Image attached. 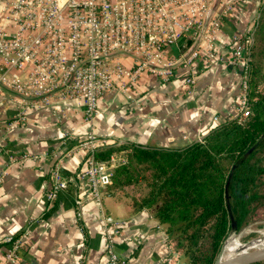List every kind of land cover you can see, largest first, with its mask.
I'll return each mask as SVG.
<instances>
[{
  "label": "crops",
  "instance_id": "crops-1",
  "mask_svg": "<svg viewBox=\"0 0 264 264\" xmlns=\"http://www.w3.org/2000/svg\"><path fill=\"white\" fill-rule=\"evenodd\" d=\"M259 4L260 0H212L205 25L212 18L220 19L212 46L214 57L201 52L192 62L194 86L184 82L185 69L179 62L196 47L201 33L196 40L181 38L177 46L166 50V56L176 60L172 78L163 81L143 72L126 90L104 91L91 122L83 120L77 102H73L76 110H63L62 103L27 106L18 118L19 96L2 87L0 264H102L106 216L124 221L115 236L114 251L125 264H166L174 248L152 211L137 208L110 187L98 206L87 184L75 178L85 157L76 145L92 132L106 138L107 144L181 147L234 117L241 77L238 68L227 62L230 43L234 37L251 35ZM0 23L8 24L1 13ZM123 59L130 63L127 57ZM58 156H63L61 175L69 181L48 204L50 168ZM14 239L18 240L14 257L6 258ZM177 254L171 264L177 262Z\"/></svg>",
  "mask_w": 264,
  "mask_h": 264
},
{
  "label": "built area",
  "instance_id": "built-area-1",
  "mask_svg": "<svg viewBox=\"0 0 264 264\" xmlns=\"http://www.w3.org/2000/svg\"><path fill=\"white\" fill-rule=\"evenodd\" d=\"M212 0H0V91L5 87L19 96L18 118L27 106L41 108L62 103L63 110L81 106L83 120L91 122L97 114V101L111 88L126 90L143 72L163 81L175 74L176 60L166 50L181 38L196 40V47L181 57L184 82L194 86L191 64L200 53L212 52L219 17L205 25ZM248 36L234 37L228 64L240 71L236 114H248L247 89ZM127 57L129 64L124 62ZM106 138L88 132L76 148L84 150L83 167L75 178L83 180L98 206L110 186L109 161L96 160L93 150L106 145ZM63 156L55 157L50 168V187L45 193L48 204L69 179L61 175ZM126 159H122L125 162ZM109 162V163H108ZM80 206V200L76 199ZM124 221L104 217L103 234L106 256L102 264H125L114 251L115 236ZM7 241L12 238L6 237ZM6 258L14 257L18 240ZM172 245V244H171ZM173 248V246H172ZM174 252L166 259L171 264Z\"/></svg>",
  "mask_w": 264,
  "mask_h": 264
},
{
  "label": "trees",
  "instance_id": "trees-1",
  "mask_svg": "<svg viewBox=\"0 0 264 264\" xmlns=\"http://www.w3.org/2000/svg\"><path fill=\"white\" fill-rule=\"evenodd\" d=\"M247 65L244 119L235 114L181 147L128 142L93 150L96 160L115 159L112 190L142 185L141 195L131 196L130 203L152 211L174 250L185 258L184 264H214L229 233L262 215L264 0L248 37Z\"/></svg>",
  "mask_w": 264,
  "mask_h": 264
},
{
  "label": "rangeland",
  "instance_id": "rangeland-1",
  "mask_svg": "<svg viewBox=\"0 0 264 264\" xmlns=\"http://www.w3.org/2000/svg\"><path fill=\"white\" fill-rule=\"evenodd\" d=\"M262 70V75H264V67H261ZM264 87V81H261L260 84V88ZM116 188V193L119 196L124 197L128 202H130V197L131 196H139L141 195L142 192V185L139 183H135L132 185H127L124 186L122 188L120 187H114ZM261 216L253 218L252 220H250L248 223H246L243 227H241L239 230L236 231H232L229 233V235L227 236L226 240L229 238V236H231L232 234H236L235 238L232 240L233 244H243V243H248L256 238H260L261 235H264V208L261 209ZM231 234V235H230ZM226 240L224 241L223 245H222V250L224 247V244L226 242ZM221 250V253H222ZM250 251H252L250 249ZM180 257H178V260L174 264H184L185 263V258L179 253L177 252ZM177 254V255H178ZM222 260L223 255L221 256ZM176 259V257H175Z\"/></svg>",
  "mask_w": 264,
  "mask_h": 264
},
{
  "label": "bare ground",
  "instance_id": "bare-ground-1",
  "mask_svg": "<svg viewBox=\"0 0 264 264\" xmlns=\"http://www.w3.org/2000/svg\"><path fill=\"white\" fill-rule=\"evenodd\" d=\"M235 236L236 234H232L231 236H229V238L226 240L224 244L221 253V256L223 255L224 259L245 254L246 252H249L250 249L256 251L264 250V235H261L260 238H256L248 243L237 244V245L233 244L232 241L235 238Z\"/></svg>",
  "mask_w": 264,
  "mask_h": 264
},
{
  "label": "water",
  "instance_id": "water-1",
  "mask_svg": "<svg viewBox=\"0 0 264 264\" xmlns=\"http://www.w3.org/2000/svg\"><path fill=\"white\" fill-rule=\"evenodd\" d=\"M221 250L214 264H252L264 260V250L263 251L252 250L246 252L245 254L237 255L223 260L221 259Z\"/></svg>",
  "mask_w": 264,
  "mask_h": 264
}]
</instances>
